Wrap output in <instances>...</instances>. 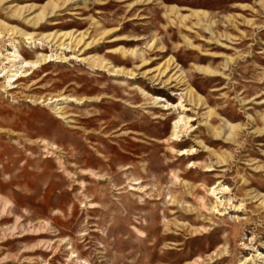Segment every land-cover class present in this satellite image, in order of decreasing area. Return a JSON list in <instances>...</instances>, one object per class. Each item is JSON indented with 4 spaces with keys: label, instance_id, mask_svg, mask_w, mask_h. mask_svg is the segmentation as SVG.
<instances>
[{
    "label": "rangeland",
    "instance_id": "374dc122",
    "mask_svg": "<svg viewBox=\"0 0 264 264\" xmlns=\"http://www.w3.org/2000/svg\"><path fill=\"white\" fill-rule=\"evenodd\" d=\"M263 257L264 0H0V264Z\"/></svg>",
    "mask_w": 264,
    "mask_h": 264
},
{
    "label": "bare ground",
    "instance_id": "6f19581e",
    "mask_svg": "<svg viewBox=\"0 0 264 264\" xmlns=\"http://www.w3.org/2000/svg\"><path fill=\"white\" fill-rule=\"evenodd\" d=\"M35 42H36L35 40L30 39L29 44L30 45L36 44ZM38 44L42 45L41 42H39ZM8 56L10 57L9 58V62L13 63L11 65V67L16 64L15 65L16 66L15 67L16 72L13 73L9 77L10 80H12L14 77L21 76L23 73H25V70H24L25 68H36L39 65L40 61L47 62V61H51L53 59H58V60L65 59L64 55L62 54V52H60V53L51 52L49 54L42 55L40 61L39 60L38 61L37 60H27L24 57H22L16 50H14ZM105 67H104V69L105 70L107 69L109 72H111V74H117L118 73L116 69H113V68H110V67L109 68H105ZM59 100L73 101V102H79L80 103V102L87 101L89 99L76 98L74 96L64 95V96H61V97H57L55 99L51 98L48 103L50 104V103H53V102H57ZM176 106H182V103L179 102V103L176 104ZM168 107H171V105L169 103L166 104V108H168ZM186 119H187L186 116H180L177 120L174 121L173 130H172L171 135H170L172 140H179L181 135L183 133H185L189 129V127L187 126V124H188L187 122L188 121ZM182 153L183 154L184 153L190 154V150H183ZM226 190H227V188H225V187H221L220 188V187H218V185H216V186H213V187L210 188V193L213 194V195H216V194L223 193ZM218 202H219V204L222 203V201H219V200H218ZM253 251L256 252V255H252L250 258H247L245 260V262L251 263L253 258L255 259V257H260L261 256V254L258 253L257 250H255L254 248H253ZM263 259H264V257H263Z\"/></svg>",
    "mask_w": 264,
    "mask_h": 264
}]
</instances>
